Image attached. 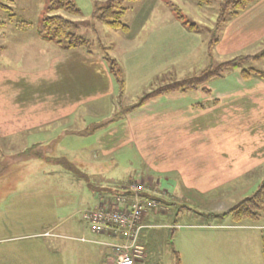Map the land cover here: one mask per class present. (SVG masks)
Returning <instances> with one entry per match:
<instances>
[{"label": "rangeland", "instance_id": "374dc122", "mask_svg": "<svg viewBox=\"0 0 264 264\" xmlns=\"http://www.w3.org/2000/svg\"><path fill=\"white\" fill-rule=\"evenodd\" d=\"M238 1L0 0V264H104L90 217L136 209L137 262L264 264V212L227 215L264 182V33L233 40ZM116 2L127 31L96 12ZM50 16L87 46L43 38Z\"/></svg>", "mask_w": 264, "mask_h": 264}, {"label": "trees", "instance_id": "16d2710c", "mask_svg": "<svg viewBox=\"0 0 264 264\" xmlns=\"http://www.w3.org/2000/svg\"><path fill=\"white\" fill-rule=\"evenodd\" d=\"M120 1H134V0H120ZM230 1L233 0H229V2ZM251 1L253 0H239L238 3L236 4V6H238L237 8H239L237 12L243 11ZM100 11L102 12L100 20L103 23H105V25H107L109 28L115 30L127 31V27L121 23V15L123 11L120 8V6L117 4V2H116V6H113L112 10H108V9L96 10V12H100ZM234 15H237V13H235ZM71 24L72 23L58 16L46 17L41 23L40 34L43 35L42 36L43 38H46L47 40H56L58 43L61 42L60 40L66 39L69 41L68 43L69 48L77 49V48H84V46L86 47L87 46L86 40L81 39L79 37L75 38L74 35L69 34L70 33L69 29H71L72 26ZM236 65L237 64H231L229 67L236 68L238 67ZM209 69L202 72V75L198 77L196 80L194 79L187 80L182 85L173 84L169 86L168 87L169 89L165 92H169V93L185 92L196 87L193 84V81H200L201 82L200 85H203L210 79L220 76V74L222 73L220 72L222 70V67L221 70L218 69V73H213ZM111 71L113 78L119 80L118 75L114 73V70ZM119 82L121 81L119 80ZM136 107L138 106L131 107L127 109L126 112H129L132 109H135ZM263 207H264V182L258 187V189L251 198L244 200L235 208L231 209L229 212H227V215L234 224H241L243 222L257 223L260 220L259 219L260 214L264 212ZM260 246H261L260 252L264 262V229H262L260 235ZM175 264H180V259L177 253H175Z\"/></svg>", "mask_w": 264, "mask_h": 264}, {"label": "built area", "instance_id": "2783aa9c", "mask_svg": "<svg viewBox=\"0 0 264 264\" xmlns=\"http://www.w3.org/2000/svg\"><path fill=\"white\" fill-rule=\"evenodd\" d=\"M141 211L142 209H136L133 212L124 211L125 213L121 214L105 213L104 215L96 212L90 217V223L93 226L92 233L105 229L107 233L115 237L120 238L121 235L127 237L122 241L123 245L113 246L117 258L116 264H136L142 256V247L138 244V234L142 229L139 219Z\"/></svg>", "mask_w": 264, "mask_h": 264}, {"label": "crops", "instance_id": "0c3cea01", "mask_svg": "<svg viewBox=\"0 0 264 264\" xmlns=\"http://www.w3.org/2000/svg\"><path fill=\"white\" fill-rule=\"evenodd\" d=\"M176 24L177 23L174 22L173 25H171V26H176ZM231 26L235 27V29L233 31V35H232V38L234 41L239 37L240 33L243 35L247 31H253V32H256L258 34L264 33V0H259L257 3H255L253 6H251L245 13L241 14L239 17L234 19L233 24ZM224 36H226V35H224ZM249 36H245V37L248 38ZM223 40L227 41V40H225V38ZM76 60H78L79 66H81L83 63L82 62L83 60L81 58H78ZM131 61H132V63H136V60H134V58ZM159 62H160L159 60H155L156 64ZM76 66H78V63H76ZM40 80H42V79H40ZM78 95H80L79 92H78L77 96ZM78 97H81V96H78ZM70 102H72V101H70ZM74 111H76V109ZM31 126L33 127L32 124H31ZM149 153H150V151H149ZM176 171H178L176 173L181 175L180 170H176ZM216 172H219V171H212V173L215 176H218ZM215 182H216V180L212 184H214ZM208 184H209V181L198 180L197 184L193 185V187L196 188L198 191L204 192V191H207L209 189L208 188L207 190H204L208 187ZM88 240H91L92 243L93 242L97 243V244L91 243V245H97V246H100L102 248L103 252L101 251L100 253L103 254L104 264H116V261L114 260V255L111 252V249L107 248L105 246H102L105 243H106V245L117 243L118 239L115 236H113L112 234H100L98 236H92V238H90ZM136 264H142V262L139 261Z\"/></svg>", "mask_w": 264, "mask_h": 264}]
</instances>
